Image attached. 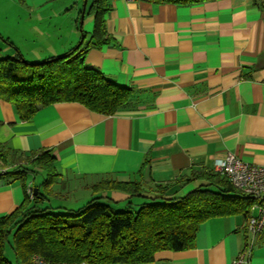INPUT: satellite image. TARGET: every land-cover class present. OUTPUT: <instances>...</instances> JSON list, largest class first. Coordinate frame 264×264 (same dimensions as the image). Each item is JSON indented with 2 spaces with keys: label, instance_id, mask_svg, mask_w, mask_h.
<instances>
[{
  "label": "crops",
  "instance_id": "crops-1",
  "mask_svg": "<svg viewBox=\"0 0 264 264\" xmlns=\"http://www.w3.org/2000/svg\"><path fill=\"white\" fill-rule=\"evenodd\" d=\"M108 1L113 43L90 50L86 63L131 89V108L105 116L64 102L24 121L0 98V151L51 150L63 190L89 191L105 179L175 183L193 170H213L230 154L264 165L263 0ZM64 2L0 0V59L32 52L31 61L39 63L71 51L81 33L73 28L64 40V22L54 20ZM93 30L94 20L84 28ZM197 183L171 191L189 193ZM25 196L20 181L0 177V218ZM246 223L237 216L212 219L201 226L196 248L160 252L148 264H234L250 242V264H264V231L252 239Z\"/></svg>",
  "mask_w": 264,
  "mask_h": 264
},
{
  "label": "trees",
  "instance_id": "trees-1",
  "mask_svg": "<svg viewBox=\"0 0 264 264\" xmlns=\"http://www.w3.org/2000/svg\"><path fill=\"white\" fill-rule=\"evenodd\" d=\"M147 1L193 5L211 0ZM88 3L94 14V30L89 34L82 29L81 42L75 49L39 63L27 62L20 53L0 59V98L15 108L21 120H30L40 109L64 102L81 104L105 116L131 108L133 91L86 63L90 50L113 43L106 26L109 1ZM84 13L83 10L81 14ZM146 166L147 162L139 174ZM0 169L6 170L0 177L20 181L26 193L18 209L0 218V264L153 263L160 252L196 248L201 226L212 219L237 216L248 222L254 205V199L234 187L224 175L204 169L193 170L189 177L170 184L105 179L90 190L118 196L116 202L124 201L125 211H114L100 202L112 199L105 196L94 198L79 209L67 210L46 205L50 197H57L54 187L61 183L51 150L29 155L0 151ZM35 171L44 175L37 186L30 179ZM195 182L197 185L184 196L171 191ZM8 247L14 252L13 261L6 254Z\"/></svg>",
  "mask_w": 264,
  "mask_h": 264
},
{
  "label": "rangeland",
  "instance_id": "rangeland-1",
  "mask_svg": "<svg viewBox=\"0 0 264 264\" xmlns=\"http://www.w3.org/2000/svg\"><path fill=\"white\" fill-rule=\"evenodd\" d=\"M64 10H63V14L62 16L59 15L58 17L55 16L54 20H59V21H63L64 22V40L67 42L72 35V31L73 28L76 29V31H80L84 29L87 24L90 21L94 20V14L91 12V3H88L86 6V10L84 13V21L83 24L82 23V14L81 12L84 9V0H64ZM59 5L61 2H58ZM66 6V7H65ZM16 14V18L18 19L21 15V11H16L14 12ZM51 13V12H50ZM48 12L46 13H42V16H49ZM36 16L38 15H34V18H36ZM27 19L29 18V15L26 14ZM25 18V16H23V19ZM79 33V34H80ZM82 39V33H81V38L79 42L75 41V47L73 49H75L77 46H79L80 42ZM63 40V39H62ZM28 52V51H27ZM65 52H69V51H65ZM27 55H23L24 59L29 62V63H37L36 61H31L34 60V57H31V54H33L32 52H28L26 53ZM47 60L44 59L45 62ZM44 175L42 174V172L40 171H35L33 174V177H31L30 179L35 181V183H37V185L41 184L43 181ZM54 191L58 192V193H62L63 197H53V198H49L48 200V204L46 205H51L53 207H62L65 208L67 210H76L79 209L81 207H83L86 203H88L89 201H91L94 198L97 197H101V196H105V197H109L112 198L111 200H106V199H102L99 200L100 202H103L105 204H108L114 211H125L127 209L126 207V203L124 201L122 202H116L117 200H119L118 196L112 194V193H108L106 195H104V193H93V190H87V189H80V190H72L71 187H67L64 186V190L61 187L60 184H58L57 186L54 187ZM69 192V193H68ZM68 193L69 195H65L66 197H64V194ZM180 196H184L187 193H180ZM45 207V206H44ZM7 256L9 257V259L11 261L14 260V252L12 251L11 248H7Z\"/></svg>",
  "mask_w": 264,
  "mask_h": 264
},
{
  "label": "built area",
  "instance_id": "built-area-1",
  "mask_svg": "<svg viewBox=\"0 0 264 264\" xmlns=\"http://www.w3.org/2000/svg\"><path fill=\"white\" fill-rule=\"evenodd\" d=\"M214 170L224 175L234 187L254 199L252 216L247 222V230L252 239L264 231V165L243 161L235 155L216 163ZM5 169H0L4 174ZM32 194V191H29ZM253 242L242 250L234 264H250Z\"/></svg>",
  "mask_w": 264,
  "mask_h": 264
},
{
  "label": "water",
  "instance_id": "water-1",
  "mask_svg": "<svg viewBox=\"0 0 264 264\" xmlns=\"http://www.w3.org/2000/svg\"><path fill=\"white\" fill-rule=\"evenodd\" d=\"M87 1L88 0H85V3H84V12H85V10H86V6H87ZM83 21H84V14L82 15V23H81V25L83 24Z\"/></svg>",
  "mask_w": 264,
  "mask_h": 264
}]
</instances>
